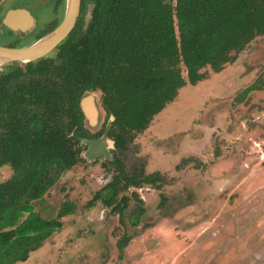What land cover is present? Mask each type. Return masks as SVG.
<instances>
[{
	"label": "trees",
	"instance_id": "16d2710c",
	"mask_svg": "<svg viewBox=\"0 0 264 264\" xmlns=\"http://www.w3.org/2000/svg\"><path fill=\"white\" fill-rule=\"evenodd\" d=\"M262 35L264 0H81L74 29L50 54L1 67L0 168L11 175L0 182V264L27 260L74 213L64 201L44 218L35 204L83 161V140L105 134L112 144L113 174L89 203L109 208L123 224L125 193L158 190L164 178L142 165L127 170L121 153L180 89L198 82L206 68L220 71ZM263 89L264 77L235 100ZM87 94L97 95L95 131L85 128L80 108ZM130 195L142 203L136 192ZM128 241L123 233L119 256Z\"/></svg>",
	"mask_w": 264,
	"mask_h": 264
},
{
	"label": "rangeland",
	"instance_id": "374dc122",
	"mask_svg": "<svg viewBox=\"0 0 264 264\" xmlns=\"http://www.w3.org/2000/svg\"><path fill=\"white\" fill-rule=\"evenodd\" d=\"M48 15L49 23L59 18ZM263 77L264 35L234 53L220 71L204 69L198 82L180 89L135 134L120 162L127 170L142 165L147 174L158 172L164 183L158 190L126 192L123 224L109 208L89 203L113 174L112 149L65 172L35 212L51 218L68 201L74 213L16 264H264V89L235 100ZM90 125L92 131L101 127ZM10 175L9 167L0 168V182ZM123 233L129 241L119 256Z\"/></svg>",
	"mask_w": 264,
	"mask_h": 264
},
{
	"label": "flooded vegetation",
	"instance_id": "af4514ba",
	"mask_svg": "<svg viewBox=\"0 0 264 264\" xmlns=\"http://www.w3.org/2000/svg\"><path fill=\"white\" fill-rule=\"evenodd\" d=\"M15 11L20 12L21 14L19 13L9 18L10 25L16 26V28L12 29L4 24V20L9 12ZM49 13H55L59 18H56V20L54 18V20L49 23L46 20ZM64 13L65 0H0V37L1 40L4 41L0 43V45L6 47H24L30 45L35 42L34 40L37 36L45 35L58 26L63 19ZM28 35H34V39L31 43H28L27 41L24 42L25 36ZM98 113L99 111L97 109V117L94 126L97 124L100 125ZM91 127L90 121L85 118V128L90 131ZM102 136L98 139L83 140V143L86 145L84 152L85 158L90 160V158L86 156L87 152L89 156L92 155L90 154V141H98ZM106 141L109 142L105 135L104 143L97 146L96 149L94 148L92 153L96 155L104 154L101 151L112 149V144L108 146Z\"/></svg>",
	"mask_w": 264,
	"mask_h": 264
},
{
	"label": "water",
	"instance_id": "95a60500",
	"mask_svg": "<svg viewBox=\"0 0 264 264\" xmlns=\"http://www.w3.org/2000/svg\"><path fill=\"white\" fill-rule=\"evenodd\" d=\"M81 0H65V13L63 19L52 31L43 35L40 39L24 47H6L0 45V59L4 60L3 64H9L11 62L27 63L41 59L50 54L74 29L78 17L80 15ZM20 12H9L4 20V24L9 28H16L11 26L10 17L19 14ZM21 14V13H20ZM93 96L90 94L87 98H82L80 101V108L84 117L90 121V124H95L97 117V109L92 101ZM108 125V124H107ZM107 129V127H106ZM104 136L98 141H90V154L86 153V156L90 159H94L96 154L92 151L97 146L101 145Z\"/></svg>",
	"mask_w": 264,
	"mask_h": 264
},
{
	"label": "bare ground",
	"instance_id": "6f19581e",
	"mask_svg": "<svg viewBox=\"0 0 264 264\" xmlns=\"http://www.w3.org/2000/svg\"><path fill=\"white\" fill-rule=\"evenodd\" d=\"M3 62H5V61H4V60H2V59H0V65H1V64H3ZM106 142H107V141H106ZM106 142H105V143H106ZM102 143H104V140H103V142H102ZM102 143H100V144H102ZM107 143H108V146H109V145H110V143H109V142H107Z\"/></svg>",
	"mask_w": 264,
	"mask_h": 264
},
{
	"label": "crops",
	"instance_id": "0c3cea01",
	"mask_svg": "<svg viewBox=\"0 0 264 264\" xmlns=\"http://www.w3.org/2000/svg\"><path fill=\"white\" fill-rule=\"evenodd\" d=\"M83 158H85V153H84V155H83Z\"/></svg>",
	"mask_w": 264,
	"mask_h": 264
}]
</instances>
